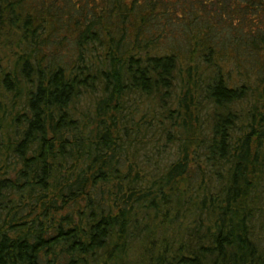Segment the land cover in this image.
<instances>
[{
    "label": "trees",
    "instance_id": "16d2710c",
    "mask_svg": "<svg viewBox=\"0 0 264 264\" xmlns=\"http://www.w3.org/2000/svg\"><path fill=\"white\" fill-rule=\"evenodd\" d=\"M0 264H264V0H0Z\"/></svg>",
    "mask_w": 264,
    "mask_h": 264
}]
</instances>
